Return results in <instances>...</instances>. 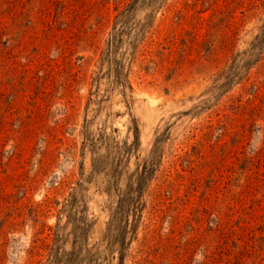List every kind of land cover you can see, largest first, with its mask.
<instances>
[{"label":"rangeland","instance_id":"obj_1","mask_svg":"<svg viewBox=\"0 0 264 264\" xmlns=\"http://www.w3.org/2000/svg\"><path fill=\"white\" fill-rule=\"evenodd\" d=\"M0 264H264V0H0Z\"/></svg>","mask_w":264,"mask_h":264}]
</instances>
